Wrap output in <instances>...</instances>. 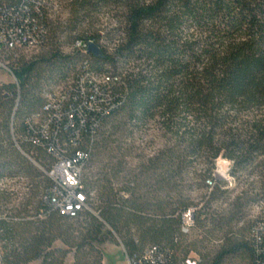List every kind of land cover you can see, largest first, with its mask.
<instances>
[{"label":"trees","instance_id":"1","mask_svg":"<svg viewBox=\"0 0 264 264\" xmlns=\"http://www.w3.org/2000/svg\"><path fill=\"white\" fill-rule=\"evenodd\" d=\"M64 1V22L54 23L47 7L35 13L50 54L19 58L16 82L0 85V179L28 180L22 198L0 185L2 264H65L72 251V264H103L97 246L109 237L130 258L157 247L168 264H184L191 251L197 264H264V215L236 228L264 197V0ZM24 2L0 0V7L23 17ZM62 34L77 54L56 50ZM78 41L96 43L103 56L83 53ZM82 61L88 73L109 78L101 87L112 105L94 112L79 95L67 105L73 118L60 121L69 151L89 154L88 206L64 216L44 198L50 177L14 138L21 143L31 133L25 121L42 106L44 84L67 80L71 70L78 76ZM21 145L51 166L46 148ZM219 158L229 161L238 188L218 177ZM13 196L20 202L10 207ZM191 206L197 209L189 234L182 225ZM209 239L220 245L210 248ZM58 240L65 249L54 247Z\"/></svg>","mask_w":264,"mask_h":264},{"label":"built area","instance_id":"2","mask_svg":"<svg viewBox=\"0 0 264 264\" xmlns=\"http://www.w3.org/2000/svg\"><path fill=\"white\" fill-rule=\"evenodd\" d=\"M51 3L52 0H25L22 4L23 17L13 15L9 8L0 7V65H3L7 53L22 48L33 49L42 45L43 37L41 36L46 31L36 16L40 15L42 9L46 7L52 12ZM76 46L83 53H88L89 44L78 41ZM80 67H83L84 71L78 76L72 75L63 84L54 83L45 89L42 94L44 98L42 106L31 113L25 121L31 133L22 135L20 138L21 143L27 141L43 146L52 156L53 161L48 169L40 162L37 164L52 181L51 187L44 196L45 200L64 216H76L79 211L88 206L87 194L83 186V171L89 154L85 150L74 153L69 151V143L60 138V121L65 116L73 118V113L67 110V105L74 100V97L84 98L83 105L94 112L112 105L110 93L101 87L109 81V78L105 75L88 73L87 61H82L78 68ZM11 72L13 73V70ZM81 121L85 122L83 118ZM14 141L16 146L31 159V155L23 150L21 143L16 138ZM73 143L74 146L77 145L75 139ZM22 179H25L23 175L3 178L0 179V185L6 187L9 182ZM183 215L182 230L189 233L194 223L193 211L190 209ZM2 256L3 251L0 247V264H2ZM127 260L129 264H168L164 252H160L157 247H148L143 254L134 255L131 258L127 255ZM199 261V259H186L184 264H197Z\"/></svg>","mask_w":264,"mask_h":264},{"label":"rangeland","instance_id":"3","mask_svg":"<svg viewBox=\"0 0 264 264\" xmlns=\"http://www.w3.org/2000/svg\"><path fill=\"white\" fill-rule=\"evenodd\" d=\"M64 0H52L51 3V7L53 8V12H52V20L54 23L57 22H64V20H66L67 18V12L64 6ZM59 40H56L58 43L56 50H59L60 52H64L66 54H77L76 51L73 48V43L74 40L70 39L68 36L65 35H60ZM112 45V43H111ZM56 47V46H55ZM52 47L50 45L48 46H38V47H34L33 49H17V51L12 52V57L10 59L6 58L3 61V65H0V85L3 84H14L16 82L15 76L14 74L11 72V70H14V66L13 64H15L19 58H22L24 60V62H32L33 60H35L37 57L42 56V55H46L48 56V53L50 54V49ZM73 71L71 70V72L69 71L68 76L67 77H71L73 75ZM64 81H66L65 79H57V81L55 82H50L47 84V82L44 84V90L47 89L51 84H54L56 82L58 83H64ZM43 92V91H42ZM42 92H39L42 94ZM152 133V132H151ZM148 139H150L151 137L148 136ZM154 151V150H153ZM153 151H151V153H153ZM23 153V152H22ZM23 155L25 157H27L24 153ZM32 155V154H31ZM37 168H39L38 170L41 172V174H43L42 169L39 167V165L37 164L38 160L35 158H28ZM44 167L45 165L42 164ZM216 168H217V175L218 177H221L222 179H225L228 183H229V187L231 189H234L235 187L238 188L239 184L238 181H234L233 178L230 176V163L229 161H227L224 158H219L218 162L216 164ZM93 171V170H92ZM43 180V177H41L40 179H38V181ZM26 182H28V180L22 179V180H16V181H11L7 184L6 189L10 190V192H14V193H18L21 198L23 196H25L27 190L25 188ZM206 184H209V182L207 181ZM210 185V184H209ZM195 188V186L193 187V189ZM210 189L207 188V191H209ZM236 193V192H235ZM231 195H235L234 193H231ZM198 197V196H197ZM14 200L11 202V204H9V206L11 207L12 204H18V202H20V199H17L16 196H13ZM196 198V197H195ZM199 200L196 199V202H198ZM4 207V206H3ZM92 209V207H91ZM192 211L196 210L197 207L196 206H191L190 208ZM93 210V209H92ZM264 215V197L263 196H259V199L257 201H255L250 208L247 209L245 216L242 217V219L239 220V222L237 223V227H243L246 225H250L253 220H255L256 218H258L259 216ZM195 218V216H194ZM195 220V219H194ZM70 223L76 225L77 222L76 220H70ZM195 227V224L192 225L190 227V232L189 234H191V232H193V228ZM209 227V224L207 225V228ZM196 234L199 236V239H202L204 237V233L202 230H196ZM210 248L211 246H219L220 242L218 240H214L212 242H210V239L206 241V243ZM54 247H58V248H62L65 249L66 246L60 241H56L54 243ZM99 248V250H101L102 254H103V264H129L128 260H127V255L125 253L124 247L122 246V244L119 242L118 238H111L109 237V239L104 242L103 244H100L99 246H97ZM190 260H198L200 259V256L197 252L195 251H191V253L189 254L188 258ZM74 260V251L70 252V254L68 255L67 259L65 260V264H72ZM41 261V260H40ZM40 261H35V262H31L29 264H40ZM229 264H245V261L239 259L236 261V263H229Z\"/></svg>","mask_w":264,"mask_h":264},{"label":"water","instance_id":"4","mask_svg":"<svg viewBox=\"0 0 264 264\" xmlns=\"http://www.w3.org/2000/svg\"><path fill=\"white\" fill-rule=\"evenodd\" d=\"M90 53L94 54L97 57L103 56V50L94 42L89 43L88 49Z\"/></svg>","mask_w":264,"mask_h":264}]
</instances>
